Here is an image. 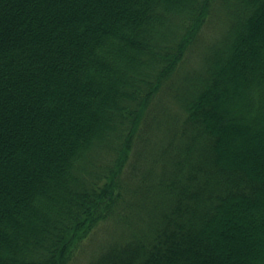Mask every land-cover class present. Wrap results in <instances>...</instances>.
Segmentation results:
<instances>
[{"label":"trees","instance_id":"1","mask_svg":"<svg viewBox=\"0 0 264 264\" xmlns=\"http://www.w3.org/2000/svg\"><path fill=\"white\" fill-rule=\"evenodd\" d=\"M110 223L88 264H264V0H0V264Z\"/></svg>","mask_w":264,"mask_h":264},{"label":"rangeland","instance_id":"2","mask_svg":"<svg viewBox=\"0 0 264 264\" xmlns=\"http://www.w3.org/2000/svg\"><path fill=\"white\" fill-rule=\"evenodd\" d=\"M228 15V12H224V8H222L214 19V26L213 24L210 25L207 31L204 32L203 38L191 53L187 68L181 73L183 81H188L195 73L201 70L205 58L218 45L226 32L227 23H229V20L226 18ZM100 226L89 239L87 238L81 242L80 251L71 264H88L99 254L102 248L116 240L124 230V228L122 230V224L110 223L101 224ZM90 239H92L91 243H89Z\"/></svg>","mask_w":264,"mask_h":264}]
</instances>
